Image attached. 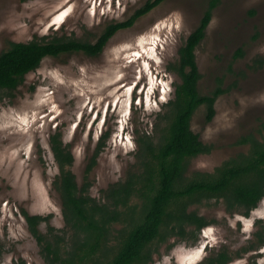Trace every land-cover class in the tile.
<instances>
[{
  "label": "rangeland",
  "instance_id": "rangeland-1",
  "mask_svg": "<svg viewBox=\"0 0 264 264\" xmlns=\"http://www.w3.org/2000/svg\"><path fill=\"white\" fill-rule=\"evenodd\" d=\"M149 1L0 0V54L14 42L55 37L97 43L112 24L129 22ZM210 1L165 0L118 30L100 55L48 56L16 90H0V264H48L23 209L50 216L40 228L48 233L52 225L55 233L67 235L63 252L70 250V232L55 186L59 168L50 147L52 134L61 132L74 153L71 168L78 183L89 182L97 200L129 171H139L137 137L157 138V126L165 124L166 104L181 82L174 71L179 51L200 26ZM196 59L200 93L222 92L211 120L205 105L194 113L192 129L212 150L194 158L190 171L214 172L225 161L249 152L243 138L264 137V0H221ZM120 77L118 86L126 88L115 94L118 86L108 87ZM106 132V147L88 174ZM191 209L212 224L201 230L195 243L178 237L154 243L149 264H200L222 247L235 257L228 264H264V246L251 247L261 233L264 236V199L249 217L232 214L215 200ZM122 227L112 228L108 247L91 264L109 262L119 248Z\"/></svg>",
  "mask_w": 264,
  "mask_h": 264
},
{
  "label": "trees",
  "instance_id": "trees-1",
  "mask_svg": "<svg viewBox=\"0 0 264 264\" xmlns=\"http://www.w3.org/2000/svg\"><path fill=\"white\" fill-rule=\"evenodd\" d=\"M164 1L150 0L129 22L112 24L97 43L65 37L45 42L12 43L0 54V90H16L26 75L36 70L48 56L74 52L100 55L118 30L130 26ZM220 2L210 1L200 26L179 51V63L174 66V71L181 82L175 85L174 98L166 104L168 110L162 119L165 124L160 129L157 126L159 135L155 138L138 133L139 171H129L125 180L110 185L103 191V200L91 195L89 182L78 183L71 168L74 153L64 143L61 132L51 135L50 147L59 168L55 186L70 232V250L63 252L67 235L55 233L57 230L52 225H49L48 233L40 228L43 222H49L50 216L22 210L48 264H91L95 256L108 247L111 230L116 224H123L119 230V248L107 264H149L153 260L154 243L161 245L172 237L195 243L201 230L212 224L191 209L192 206L222 201L230 213L240 212L249 217L264 199V137L250 135L243 138L241 143L250 145L249 152L225 161L214 172L190 171L194 158L212 150L193 131L191 122L202 105L207 107V118L211 120L216 112V99L222 92L220 89L213 95L200 93L201 73L196 59V49L205 38L212 12ZM262 128L264 131V123ZM109 137L108 132L101 136L88 174ZM135 198L138 202H134ZM255 246H264L262 233L257 245H251L252 248ZM2 251L0 246V255ZM234 258L222 247L200 264H228Z\"/></svg>",
  "mask_w": 264,
  "mask_h": 264
},
{
  "label": "bare ground",
  "instance_id": "bare-ground-1",
  "mask_svg": "<svg viewBox=\"0 0 264 264\" xmlns=\"http://www.w3.org/2000/svg\"><path fill=\"white\" fill-rule=\"evenodd\" d=\"M131 37V36H130ZM145 45H143L142 46V49H144L145 48V51L146 52H148V50L146 49V46L144 47ZM136 54H138V53H136ZM121 78V77H120ZM120 81H122V78L121 79H116V80H114V82L108 87V88H112V87H114V86H118L119 84H120ZM124 88H126V85L125 86H118V87H116L115 89H114V93L115 94H117V93H119V92H121V91H123V89ZM125 90V89H124ZM120 96V95H119Z\"/></svg>",
  "mask_w": 264,
  "mask_h": 264
},
{
  "label": "clouds",
  "instance_id": "clouds-1",
  "mask_svg": "<svg viewBox=\"0 0 264 264\" xmlns=\"http://www.w3.org/2000/svg\"><path fill=\"white\" fill-rule=\"evenodd\" d=\"M137 86V85H136ZM136 86L134 87V89L136 88ZM145 86H143V88L141 89L142 91L144 90ZM140 89V88H139Z\"/></svg>",
  "mask_w": 264,
  "mask_h": 264
}]
</instances>
